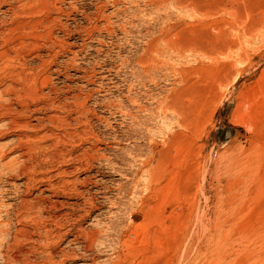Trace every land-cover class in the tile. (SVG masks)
Here are the masks:
<instances>
[{
    "label": "rangeland",
    "instance_id": "obj_1",
    "mask_svg": "<svg viewBox=\"0 0 264 264\" xmlns=\"http://www.w3.org/2000/svg\"><path fill=\"white\" fill-rule=\"evenodd\" d=\"M0 264H264V0H0Z\"/></svg>",
    "mask_w": 264,
    "mask_h": 264
},
{
    "label": "bare ground",
    "instance_id": "obj_2",
    "mask_svg": "<svg viewBox=\"0 0 264 264\" xmlns=\"http://www.w3.org/2000/svg\"><path fill=\"white\" fill-rule=\"evenodd\" d=\"M29 4V3H28ZM13 5V4H12ZM22 8V7H21ZM10 36V35H9ZM13 56V55H12ZM11 60V59H10ZM10 67V66H9ZM3 69H4V67H3ZM15 73V72H14ZM21 75V74H20ZM23 75V74H22ZM26 78V77H25ZM17 81V80H16ZM31 82V81H30ZM22 83V82H21ZM29 83V82H28ZM38 89V88H37ZM40 89V88H39ZM51 188H52V186H51ZM50 189V188H49ZM89 202V201H88ZM94 204V203H93ZM79 220V219H78ZM55 221V220H54ZM55 223V222H54ZM55 225V224H54ZM38 226V225H37ZM54 227V226H53ZM53 229V228H52ZM58 229V228H57ZM41 230V229H40ZM25 231V230H24ZM45 235V234H44ZM54 242V241H53ZM39 243V242H38ZM41 246V245H40ZM47 247V246H46ZM49 258V257H48ZM18 262V261H17ZM63 262V261H62ZM14 263H16V262H14ZM52 263V262H51Z\"/></svg>",
    "mask_w": 264,
    "mask_h": 264
}]
</instances>
